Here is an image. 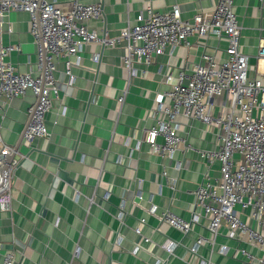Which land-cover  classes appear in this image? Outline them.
Returning a JSON list of instances; mask_svg holds the SVG:
<instances>
[{"label":"crops","instance_id":"obj_1","mask_svg":"<svg viewBox=\"0 0 264 264\" xmlns=\"http://www.w3.org/2000/svg\"><path fill=\"white\" fill-rule=\"evenodd\" d=\"M53 1L66 11L73 5V0ZM85 1L103 8L102 17L88 21V27L112 37L128 23L135 24L140 14L147 15L149 7L166 12L177 4L182 18L191 19L198 12L213 10L218 0ZM233 8L242 26L241 48L252 66L249 74L254 76L264 39V2L234 0ZM9 45L19 47L7 60L21 72L35 71L37 47L30 16L23 9L0 12V46ZM227 45L226 36L194 34L174 52L155 56L147 66L137 64L138 71L132 75L123 65L125 41L113 46L86 44L80 63L72 66V81L65 58L58 62L59 99L47 115L48 137L32 141L24 137L29 106L35 100L31 90L6 102L0 108V132L6 143L16 146L15 158L20 162L10 179L11 209H0V264L7 249L15 251V264H190L193 239L209 236L207 220L200 217L185 237L161 215L170 209L186 219L192 217L195 191L206 174L220 175L219 161L202 156L219 148V139L212 126L178 115L179 132L186 139L175 154L183 160L178 169L175 160L151 150L146 130L155 121L152 109L157 95L171 88L166 73L190 72L204 53L221 62ZM224 102L223 96L213 98L216 114ZM139 188L142 197L137 195ZM196 211L203 213L199 207ZM141 218L146 222L141 223ZM137 226L156 243L144 240ZM118 236H122L120 246L114 243ZM167 239L180 242L174 255L161 246ZM216 241V248L222 243L238 244L227 236L226 228ZM198 254L211 258L210 264H241L217 251L211 254L207 243Z\"/></svg>","mask_w":264,"mask_h":264},{"label":"built area","instance_id":"obj_2","mask_svg":"<svg viewBox=\"0 0 264 264\" xmlns=\"http://www.w3.org/2000/svg\"><path fill=\"white\" fill-rule=\"evenodd\" d=\"M233 6L234 0H218L213 10L198 12L191 19L182 18L177 4L166 12L149 7L147 15L140 14L135 24L128 23L117 36L111 37L100 36L87 25L88 21L103 15L102 5L98 2L73 0L72 8L66 11L53 0H0V12L10 9L28 12L37 47L35 71L21 72L6 58L19 46H0V108L15 97L25 96L28 90L35 96L29 106V120L24 130L28 141L50 135L46 121L59 99L58 62L65 58L66 73L72 81V66L80 63L86 44L97 42L113 46L125 41L123 65L135 75L137 64L147 66L155 56L174 52L178 46L187 43L191 35L227 37V55L221 62L204 53L202 61L195 62L190 72L181 69L176 74L173 71L166 73L165 81L171 83V88L157 95L156 106L152 109L155 121L146 130L145 140L151 150L163 158L175 160L174 166L178 169H182L183 160L177 159L175 154L182 144H186L179 132L178 115L212 126L219 139V148L203 152L202 156L219 161L220 175L206 174L195 191L196 206L192 217L186 219L170 209L161 215L165 223L185 237L193 231L200 217L207 220L209 236L199 235L193 239L189 247L191 256L187 258L190 264L211 263V258L198 254L206 243L210 245L211 254L217 251L241 264H264V69L261 67L264 39L257 51V74L251 76L249 55L241 48L242 26ZM216 96L225 98L219 114L213 110ZM17 153L16 146L6 143L0 132V183L1 168L6 163L3 156L15 154L16 157ZM19 162L14 158L9 164L8 180L0 188L1 210L11 209L10 179ZM164 173L167 174L166 168ZM171 186L176 188L175 182ZM137 195L142 197L141 188ZM196 207L203 213H197ZM118 217L123 219V210ZM140 222L145 223L146 218H141ZM223 228L229 238L237 240L236 246L222 243L216 248L217 237ZM135 230L143 235L144 240L154 242L143 234L141 226ZM121 242L122 236L114 240L117 246ZM179 244L167 239L161 246L174 255ZM197 256L200 261L195 263ZM15 262V251L5 250L1 264Z\"/></svg>","mask_w":264,"mask_h":264},{"label":"water","instance_id":"obj_3","mask_svg":"<svg viewBox=\"0 0 264 264\" xmlns=\"http://www.w3.org/2000/svg\"><path fill=\"white\" fill-rule=\"evenodd\" d=\"M3 157H5L6 163L1 168L2 182L0 183V188H2L4 183L8 180L7 171H8V168H9V164L15 158V154H11V155H8V156H3Z\"/></svg>","mask_w":264,"mask_h":264}]
</instances>
